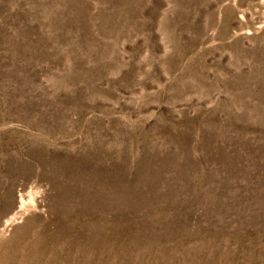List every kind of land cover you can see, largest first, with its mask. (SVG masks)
Instances as JSON below:
<instances>
[{"label": "rangeland", "instance_id": "1", "mask_svg": "<svg viewBox=\"0 0 264 264\" xmlns=\"http://www.w3.org/2000/svg\"><path fill=\"white\" fill-rule=\"evenodd\" d=\"M0 264H264V0H0Z\"/></svg>", "mask_w": 264, "mask_h": 264}]
</instances>
